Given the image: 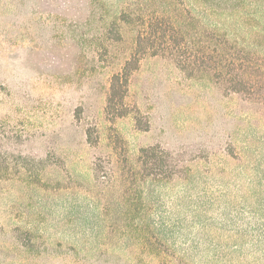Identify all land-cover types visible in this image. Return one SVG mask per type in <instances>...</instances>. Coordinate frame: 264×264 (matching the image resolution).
<instances>
[{
  "label": "rangeland",
  "instance_id": "1",
  "mask_svg": "<svg viewBox=\"0 0 264 264\" xmlns=\"http://www.w3.org/2000/svg\"><path fill=\"white\" fill-rule=\"evenodd\" d=\"M123 1L103 0L111 10ZM227 3L228 13L244 15V37L259 30L264 42V0ZM82 18V0H0V149L44 161H7L0 264H149L138 243L142 221L188 264H264L261 109L146 57L129 84L140 121L107 122L105 74L86 55ZM87 127L96 129V148L86 143ZM111 133L129 159L159 145L184 162L181 172L128 185L109 154ZM124 188L140 204L135 222L120 200Z\"/></svg>",
  "mask_w": 264,
  "mask_h": 264
},
{
  "label": "trees",
  "instance_id": "2",
  "mask_svg": "<svg viewBox=\"0 0 264 264\" xmlns=\"http://www.w3.org/2000/svg\"><path fill=\"white\" fill-rule=\"evenodd\" d=\"M134 1L124 0L111 10L103 0H82L81 42L91 65L105 74L101 113L107 122L131 118L136 126L140 121L139 109L128 102L129 84L146 57L166 59L187 78L211 84L223 96H236L257 106L264 118V42L257 39L259 30L244 37L242 12L228 13L227 0H148L156 7L153 10L135 6ZM85 137L86 143L96 148V129L87 127ZM106 140L109 154L115 158L117 178L130 186L170 181L182 170L184 162L159 145L141 147L131 160L124 140L116 133ZM229 155L235 157L231 149ZM8 160H21L23 165L36 160L38 167L44 162L43 158L5 155L0 149V179L9 173ZM101 169V161L96 158L92 167L95 178ZM120 200L135 222L139 202H130L125 188ZM142 222L138 243L149 264H188L160 238L151 223Z\"/></svg>",
  "mask_w": 264,
  "mask_h": 264
}]
</instances>
